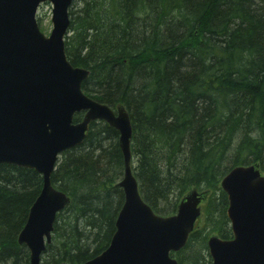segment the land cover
<instances>
[{"label": "trees", "instance_id": "16d2710c", "mask_svg": "<svg viewBox=\"0 0 264 264\" xmlns=\"http://www.w3.org/2000/svg\"><path fill=\"white\" fill-rule=\"evenodd\" d=\"M68 13L65 54L89 69L83 91L130 114L145 203L170 215L188 192L203 195L202 225L170 255L178 264H212L210 234L232 237L220 181L237 165L264 174V0H73ZM82 117L76 112L74 121ZM88 126L51 172L70 203L39 264H80L115 232L124 199L115 185L119 136L100 119ZM41 188L34 169L0 163V264H29L17 236Z\"/></svg>", "mask_w": 264, "mask_h": 264}, {"label": "water", "instance_id": "95a60500", "mask_svg": "<svg viewBox=\"0 0 264 264\" xmlns=\"http://www.w3.org/2000/svg\"><path fill=\"white\" fill-rule=\"evenodd\" d=\"M42 2H51L45 35L37 25ZM73 0H0V163L35 170L42 189L29 207L17 241L30 264H39L55 217L70 196L50 183L60 154L84 141L89 123L102 119L119 131L124 201L115 232L102 252L80 264H178L170 252L183 248L201 214V194L185 195L171 215L156 214L141 198L132 176L129 116L83 92L89 69L66 58L64 39ZM83 118L74 122V114ZM233 236L207 240L212 264H264V175L256 165H237L223 176ZM59 264H67L61 262Z\"/></svg>", "mask_w": 264, "mask_h": 264}, {"label": "rangeland", "instance_id": "374dc122", "mask_svg": "<svg viewBox=\"0 0 264 264\" xmlns=\"http://www.w3.org/2000/svg\"><path fill=\"white\" fill-rule=\"evenodd\" d=\"M51 2H43L39 7L37 11V24L40 27V30L45 34L48 35L52 25H51ZM204 202L200 203L201 210ZM202 212V211H201ZM203 220V212L202 215L198 218L196 225H202Z\"/></svg>", "mask_w": 264, "mask_h": 264}, {"label": "bare ground", "instance_id": "6f19581e", "mask_svg": "<svg viewBox=\"0 0 264 264\" xmlns=\"http://www.w3.org/2000/svg\"><path fill=\"white\" fill-rule=\"evenodd\" d=\"M211 21H214V19H210ZM233 29H235V30H238L236 27H232ZM106 104V103H105ZM108 105V104H107ZM109 106V105H108ZM109 107H111V106H109ZM121 107H123V109H124V111L126 112V113H128V111L126 110V108H125V106L124 105H117V106H115L114 108L112 107V109H113V112H114V114H117L116 113V110L118 109V108H121ZM128 116H129V123L131 124V119H130V114L128 113ZM247 116H245V118H246ZM100 120H102V119H100ZM104 121V120H103ZM105 122V121H104ZM106 123V122H105ZM107 124V123H106ZM108 125V124H107ZM109 127L111 126L112 128H114L116 131H117V133H118V136H119V131H118V129L117 128H115L114 126H112V125H108ZM131 128L133 129V125L131 124ZM131 135H132V133H131ZM120 137V136H119ZM119 137H118V144H119ZM131 138H132V136H131ZM131 138H130V141H131ZM122 159H123V155H122ZM122 170H123V174H122V176H121V178H119L117 181H115V185L119 188V189H121V191H122V193H123V188L121 187V186H119V183H120V181L122 180V178H123V176H124V172H125V170H124V159H123V168H122ZM130 170H131V173H132V176L134 177V179H135V181H137V179H136V177H135V175H134V170H133V164H132V158H131V165H130ZM108 172H107V174L108 173H110V170H107ZM106 174V175H107ZM50 183H51V179H50ZM52 185V184H51ZM43 186V185H42ZM53 186V185H52ZM54 187V186H53ZM55 188V187H54ZM42 189V188H41ZM40 189V190H41ZM137 189H138V192H139V183H138V181H137ZM193 190H197V189H193ZM200 194H201V196H203L202 195V193H201V191H199V190H197ZM40 192V191H39ZM39 192H38V194H39ZM190 192H192V191H190ZM190 192H188V193H190ZM140 193V196H141V192H139ZM187 193V194H188ZM37 194V195H38ZM124 194V193H123ZM187 194H185V195H187ZM36 195V196H37ZM184 195V196H185ZM35 196V197H36ZM183 196V197H184ZM182 197V198H183ZM141 198H142V196H141ZM143 199V198H142ZM123 201H124V199H123ZM70 203V202H69ZM68 203V204H69ZM123 203V202H122ZM123 205V204H122ZM68 206V205H67ZM122 207V206H121ZM120 207V208H121ZM65 208H66V206H65ZM64 208V209H65ZM120 210V209H119ZM119 210H118V212H119ZM117 212V213H118ZM117 213H116V217H117ZM28 215V214H27ZM115 220H116V218H115ZM54 226V225H53ZM114 226H115V224H114ZM53 230V229H52ZM17 243H18V241H17ZM20 244V243H19ZM40 263V262H39ZM29 264H30V262H29Z\"/></svg>", "mask_w": 264, "mask_h": 264}]
</instances>
